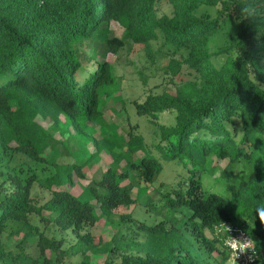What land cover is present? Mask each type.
Instances as JSON below:
<instances>
[{
    "label": "trees",
    "instance_id": "obj_1",
    "mask_svg": "<svg viewBox=\"0 0 264 264\" xmlns=\"http://www.w3.org/2000/svg\"><path fill=\"white\" fill-rule=\"evenodd\" d=\"M157 2L0 0V158L20 155L48 167L42 186L52 195L39 204L33 200L39 176L13 178L17 189L0 201V264H100L91 253L99 246L92 233L97 205L111 215L135 204L132 185L123 183L133 172L154 182L163 172L162 160L188 172L169 185L162 201L168 210L183 209L194 239L209 254L228 258L224 234L217 228L230 224L253 238L259 264H264V222L255 218L254 208L249 211L264 200V0H168L172 16H159ZM203 6L217 8L216 17L199 15ZM111 22L124 28L123 39H110ZM226 26L234 27L235 39L212 50L216 34ZM161 37L168 53L179 56L169 66L182 81L175 92L150 93L143 102H134L138 115L152 122L174 112L173 125L158 126V141L152 145L157 157L135 127H124L127 137L119 134L118 124L109 123L104 106L117 80L111 63L96 58L95 46L101 42L108 45L106 52L116 53L125 39L149 46ZM61 116L76 135L96 146L95 153L85 149L84 163L53 148L49 128L37 120L58 124ZM94 124L102 132L100 139L92 135ZM103 150L114 162L102 179L83 187L80 195L68 190L80 183L86 165ZM212 156L228 160L218 177ZM44 210L56 226L75 233L74 246L63 248L64 240L50 238L33 224L35 216L45 219ZM13 221L23 223L16 231L23 233L16 250L5 242ZM143 230L144 242H125L117 235L121 262L115 264H203L187 231L176 224L144 225ZM33 241L37 256L27 247ZM128 247L143 255L122 252ZM112 248L107 244L103 251ZM108 259L102 264H110Z\"/></svg>",
    "mask_w": 264,
    "mask_h": 264
},
{
    "label": "rangeland",
    "instance_id": "obj_2",
    "mask_svg": "<svg viewBox=\"0 0 264 264\" xmlns=\"http://www.w3.org/2000/svg\"><path fill=\"white\" fill-rule=\"evenodd\" d=\"M156 9L159 16L163 14L172 16L174 14V9L168 0H158ZM198 14L214 18L217 15V8L203 6L198 11ZM235 34L234 27L226 26L216 34L212 50H215L218 46H224L230 39L234 40ZM109 35L111 40L123 39L124 28L118 22H111L109 24ZM163 41L161 37L158 40L152 41L149 46H145L125 39L116 53L106 52L108 45L106 46L104 43L97 42L95 46L97 52L96 58L100 61L105 60L111 63L117 80L112 97L107 99L104 106L109 123L118 124V132L124 136H127L124 127L127 129L131 126L135 127V132L144 136L149 149L157 157L159 154L152 145L158 141V126L160 124L173 125L175 122L174 112L166 111L160 114L159 119L152 122L150 119L138 115L134 102H143L150 93L175 92L182 81L179 76L173 75L169 66L170 60L172 58H179V56H173L171 53H168L170 51L162 46ZM184 70L185 65L183 66ZM37 120L43 122L49 128L53 139V148H57L64 154L65 158L84 163L86 161L85 149L89 153L96 152L94 142L90 141L87 137L76 135L66 117L61 116L60 123L58 124L53 123L51 119L44 121L41 117H38ZM92 126L93 137L100 139L102 132L99 126L96 124ZM107 134L112 135V130H108ZM123 151L125 152V149ZM115 152H121V149L117 148ZM47 153L50 156L51 150L48 149ZM139 155L142 157L144 153L139 152ZM113 162V155L107 150H103L96 161L86 165L84 168L85 177L80 180V183L75 187H68L67 189L77 195L82 194L83 187L92 186L100 181ZM210 162L218 169L216 177L220 175L221 171L228 164V160H218L215 156L210 158ZM162 163L163 172L155 178L154 182H148L141 175L133 172L132 177L123 183V185H132V195L137 199L135 204L128 207H119L113 210L111 215L103 214L99 205H97L98 221L95 227L92 228V233L95 236L96 244L99 246L97 251L91 253L93 258L100 264L104 263L108 256L110 264L121 262L119 252L116 249L117 246L114 244V240L119 234H121L120 237L123 235L122 240L125 242H128L127 240L131 242H144L147 232L143 230V226L159 223H164L167 226L173 223L183 229V231H187L185 225L186 218L181 213L183 209L168 210L162 201V197L169 185H175L179 180H183L188 175V172L181 165L164 160H162ZM49 173L48 167L38 165L25 156L17 155L14 160L0 158V201L17 189L14 177L25 179L28 176L37 174L39 182L34 183L33 200L39 204H44L52 196L51 192L42 186ZM205 183L207 187H211L213 184L211 179L206 180ZM188 213L189 211H185V214ZM42 217L45 218L43 221H39L38 216L33 217V224L38 225L50 238H56L58 241L64 240L63 248H71L77 243L78 238L73 231L64 230L49 220V211L44 210ZM127 217H131L133 222H128ZM22 226L23 223L16 221L11 222L8 226L5 242L8 247L14 250L17 249L16 244L20 241L23 234L22 232L17 234L16 231L20 230ZM185 233L194 242L195 247L193 252L196 256L203 259V264H228L227 254L224 258H222L219 252L209 254L204 246L194 239L190 231ZM111 243L113 244V248L110 250V253L106 250L103 251L104 245ZM217 246H220V244ZM27 247L33 255L37 256L39 254L35 241L28 243ZM122 252L143 255L137 249L129 247L122 250Z\"/></svg>",
    "mask_w": 264,
    "mask_h": 264
},
{
    "label": "built area",
    "instance_id": "obj_3",
    "mask_svg": "<svg viewBox=\"0 0 264 264\" xmlns=\"http://www.w3.org/2000/svg\"><path fill=\"white\" fill-rule=\"evenodd\" d=\"M221 225H224V227L228 228V231L225 232ZM217 229L219 232L224 234V243L226 240L231 241L233 238L239 240L238 242L247 243L250 247L248 250L240 254H234L229 245L225 243L228 251V264H233V261H235V264H259V254L255 242L246 231L238 229L235 226L227 223L220 224Z\"/></svg>",
    "mask_w": 264,
    "mask_h": 264
},
{
    "label": "clouds",
    "instance_id": "obj_4",
    "mask_svg": "<svg viewBox=\"0 0 264 264\" xmlns=\"http://www.w3.org/2000/svg\"><path fill=\"white\" fill-rule=\"evenodd\" d=\"M239 57V56H238ZM254 208L255 210V218H259L261 222H264V200L259 202H254L252 207L249 209V211ZM221 227L224 229L225 232L228 231V228L224 227V225H221ZM239 240L231 239V241H225L226 244L229 245V247L232 249L234 254H240L246 250H248L250 247L245 242H238ZM239 250V251H237ZM233 264H235V261H233Z\"/></svg>",
    "mask_w": 264,
    "mask_h": 264
}]
</instances>
